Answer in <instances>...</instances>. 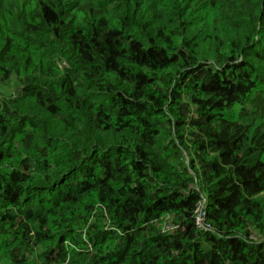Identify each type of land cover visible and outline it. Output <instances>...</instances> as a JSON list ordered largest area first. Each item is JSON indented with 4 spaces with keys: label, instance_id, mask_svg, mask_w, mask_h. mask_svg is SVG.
<instances>
[{
    "label": "trees",
    "instance_id": "obj_1",
    "mask_svg": "<svg viewBox=\"0 0 264 264\" xmlns=\"http://www.w3.org/2000/svg\"><path fill=\"white\" fill-rule=\"evenodd\" d=\"M19 1L0 264H264V0Z\"/></svg>",
    "mask_w": 264,
    "mask_h": 264
},
{
    "label": "rangeland",
    "instance_id": "obj_2",
    "mask_svg": "<svg viewBox=\"0 0 264 264\" xmlns=\"http://www.w3.org/2000/svg\"><path fill=\"white\" fill-rule=\"evenodd\" d=\"M24 0L19 1V5H21L22 3H24ZM7 86H11V84H8L7 82H1L0 81V97L2 96V94H10L14 91V89L11 88H6Z\"/></svg>",
    "mask_w": 264,
    "mask_h": 264
},
{
    "label": "built area",
    "instance_id": "obj_3",
    "mask_svg": "<svg viewBox=\"0 0 264 264\" xmlns=\"http://www.w3.org/2000/svg\"><path fill=\"white\" fill-rule=\"evenodd\" d=\"M204 217V213H201L198 218H197V223L199 224L201 222V220L203 219Z\"/></svg>",
    "mask_w": 264,
    "mask_h": 264
}]
</instances>
